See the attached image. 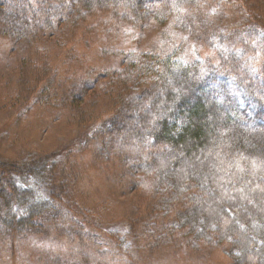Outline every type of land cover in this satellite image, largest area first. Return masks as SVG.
<instances>
[{"label": "rangeland", "instance_id": "rangeland-1", "mask_svg": "<svg viewBox=\"0 0 264 264\" xmlns=\"http://www.w3.org/2000/svg\"><path fill=\"white\" fill-rule=\"evenodd\" d=\"M85 2L0 0L6 17L26 11L30 24L23 38L0 21V171L49 162L30 183L41 188L31 206L46 212L30 229H8L14 217L0 226V264H234L228 243L197 242L175 225L190 195L170 202L179 196L169 186L150 185L165 149L136 108L158 68L200 62L231 84L264 75V0H205L201 13L155 6L142 21ZM132 133L144 140L131 145Z\"/></svg>", "mask_w": 264, "mask_h": 264}, {"label": "trees", "instance_id": "trees-1", "mask_svg": "<svg viewBox=\"0 0 264 264\" xmlns=\"http://www.w3.org/2000/svg\"><path fill=\"white\" fill-rule=\"evenodd\" d=\"M97 3L129 10L139 21L150 17L153 7H169L173 3L182 8L188 6L196 13L205 11V0H200L199 7L197 0ZM84 5L91 10L96 6L95 0H86ZM4 6H0L3 27L7 33L24 38L30 24L26 26L22 20H27L29 14L23 11V17L12 8L8 18ZM195 20L187 19V25L192 27ZM257 28L262 33L264 28ZM225 30L238 31L239 26H227ZM255 46L253 56L257 58L261 47L258 43ZM248 62L246 70L250 67ZM159 69L151 77L155 84L144 100L148 104L141 102L136 108L144 113L142 124L150 140L165 149L155 169L150 168L151 173L157 170L156 180L150 185L158 190L169 186L179 196L170 202L190 195L175 225L190 231L197 242L228 243L234 264H264V75L248 71L231 84L217 75L203 73L200 62L181 64L174 74ZM135 135L130 136L131 145L144 140L140 133ZM14 165L4 164L0 171V226L14 217L7 228L23 231L34 227V221L46 212L37 205L31 206L41 188L35 184L31 187L30 183L40 180L38 171L49 162L32 160L17 164V168ZM7 190H11L9 195ZM41 197L42 207L50 208L52 203Z\"/></svg>", "mask_w": 264, "mask_h": 264}]
</instances>
